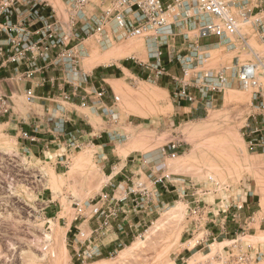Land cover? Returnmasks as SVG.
I'll use <instances>...</instances> for the list:
<instances>
[{
    "label": "rangeland",
    "instance_id": "rangeland-1",
    "mask_svg": "<svg viewBox=\"0 0 264 264\" xmlns=\"http://www.w3.org/2000/svg\"><path fill=\"white\" fill-rule=\"evenodd\" d=\"M55 5L62 16L65 9L61 1L55 0ZM214 42L207 39L202 44ZM249 43L251 49H243L240 44L231 50L225 44L208 47L206 67H231L238 58L250 61L255 54L264 59V40L252 35ZM86 47L89 55L81 63L83 73L102 68L103 65L94 64L106 57H119L111 64L136 61L140 68L148 61L143 39H129L102 49L92 38ZM89 66L94 68L88 70ZM168 68L172 75L181 76L177 63ZM97 76L83 84L79 79L74 84L91 93L89 89L97 85ZM162 80L157 84L150 82L142 68L139 77L125 72L118 80L109 81L114 92L107 93L103 101L114 109V118L104 115L101 106L96 110L81 107L85 91L80 89L76 96L68 95L71 102L76 99V111L86 116L96 132L116 134L118 139L107 141L104 148L90 145L70 154L68 148L58 147L46 156L42 154L40 160L27 159L26 164L12 161L22 171H28L16 174L15 187L11 185L8 193H0V264H176L183 249L204 246L207 248L203 254L192 258L198 260L196 264H264V154L250 151L243 137L254 90L227 89L215 107H200L201 113L195 114L175 102L172 79ZM32 121L29 122L34 130ZM4 138L1 147L18 152L16 139ZM17 139L25 141L23 132ZM92 141L100 144L98 140ZM173 145L177 153L174 158ZM131 150L148 155L151 161L145 167L143 179L136 183L151 186V171L157 176L171 175L170 191L161 197L159 207L141 214L142 225L126 246L111 255L78 261L72 248L74 238L68 234L76 217L75 205L96 201L104 192L109 193L105 159L100 155L122 159ZM23 176L27 177L22 182ZM34 181L35 187H27ZM216 199L223 200L225 207L234 203L229 211L240 216L238 221L226 220V230L231 232L228 239L222 235L224 229L211 223V216L199 230L190 215V201L212 205ZM212 231L220 233L217 241H207ZM202 238L207 244L200 246ZM212 248L217 252L210 257Z\"/></svg>",
    "mask_w": 264,
    "mask_h": 264
},
{
    "label": "built area",
    "instance_id": "built-area-1",
    "mask_svg": "<svg viewBox=\"0 0 264 264\" xmlns=\"http://www.w3.org/2000/svg\"><path fill=\"white\" fill-rule=\"evenodd\" d=\"M60 1L65 9L62 16L56 10L55 0H0L2 63L16 65V71L24 68L26 79L51 75L56 78H51L52 84H58L62 90L69 87L74 96L81 89L87 94L81 96V107L96 110L101 106L104 115L114 118V109L103 101L106 88L93 85L88 93L74 84L79 79L82 84L89 81L81 70L82 61L89 55L86 43L94 38L102 49H108L129 39H143L148 61L142 66L148 80L157 84L165 77L171 78L173 98L179 105L207 110L217 105L227 89H253L252 111L243 137L250 151L264 154V59L255 54L253 60L243 62L238 58L231 67L220 69L205 64L210 57L205 49L210 46L225 44L231 50L240 44L243 49H251L250 36L264 40V0ZM207 39L216 43L203 45ZM174 63L181 68L180 77L170 73L168 66ZM26 95L30 101L35 99L31 90ZM65 100L70 101L68 95ZM13 106L12 98L0 96V119L11 115ZM66 123L50 115L44 119V126L39 121L33 123V135L23 132L24 140L38 143V135H57L62 140L48 142L45 154L52 151L54 144L68 148L67 153L72 154L73 150L82 149V143L72 133L66 134ZM171 150L172 157H176V146ZM139 160L144 166L151 164L149 158ZM26 177H22V182ZM148 179L151 186L132 182L121 198L104 192L96 201L76 203L73 222L96 221L92 232L95 237H105L115 227L122 231L126 220L153 211L162 203L161 197L170 191L168 177L151 171ZM36 182L28 183L27 187H35ZM190 205L196 229L200 230L210 216L215 224L210 205L196 200L190 201ZM231 218L238 221L240 216L233 214ZM207 237V241L217 240L210 233ZM207 241L202 238L198 245ZM87 246L75 251L78 261L100 256L95 247L90 248L89 243Z\"/></svg>",
    "mask_w": 264,
    "mask_h": 264
},
{
    "label": "crops",
    "instance_id": "crops-1",
    "mask_svg": "<svg viewBox=\"0 0 264 264\" xmlns=\"http://www.w3.org/2000/svg\"><path fill=\"white\" fill-rule=\"evenodd\" d=\"M125 64H127V66H125ZM16 68V65L2 63V59L0 58V96L10 97L14 103L13 113L8 117L0 119V131L3 136L2 137L0 134V193H2V191L8 193L7 190L11 188V185L15 187L17 183L15 180V177L17 176L16 174L22 172L26 174L28 171L26 168H23L25 169V172L22 171L21 167L15 165L12 161H19L20 163L22 162L23 164H26L27 159L35 161L37 159L40 160L42 159V154L46 156L45 147L48 142L54 141L55 139L59 141L62 140L58 138L57 135H46L44 133L38 135V143H30L28 141L17 139L20 136V132L25 131L31 135L34 134V130L32 126H30L31 123L29 121L33 120L35 123H38L39 121V123L44 126V119L50 115H55L59 120H65L67 122L66 134L72 133L75 135L78 139V143H82V148L89 147L90 145L104 148L107 145V141L111 142L118 139L116 134L107 133L106 131H103V134L96 132L94 127L86 120V116L76 111L77 108H79L76 99L73 102L65 100L66 95L72 96L70 88L66 87L65 90H62L63 88L58 86V84L51 83V78L56 79L55 77H52L51 75H43L37 76L33 79H26L23 75L24 68H19L20 70L18 71H16ZM92 68L89 66L88 70ZM142 68L138 66L136 61L130 62L129 60H126L122 61L121 64L115 63L106 66L103 65V67L99 69L94 68L90 73H86V77L91 81V76L97 74L98 76L95 77V79L98 81L97 85L94 86L96 88H106L107 93L110 95L111 92H114V88L109 81L118 80L117 77L125 74V72L130 73L132 76L139 77ZM147 74L148 73L146 72V75ZM148 78L149 76L147 75V79ZM28 90L33 91L35 95L33 101H30L26 95ZM27 103L28 105H25ZM198 108L200 107L189 106L187 104L182 106V109L189 110L195 114L201 113V110ZM4 136L16 139L18 152L15 150H6L1 147L2 140H5ZM92 139L98 140V143L100 144H94ZM19 145L21 146L19 147ZM53 146L52 150L55 151L58 149L56 144ZM100 157L105 159V168L109 179L107 185L109 186V193L115 195L117 198H121L125 195L127 190L131 187L132 182L136 183L143 179L142 175L145 174V167L147 168V166L143 165L141 160H139V157L149 158L148 155L133 150L122 159L116 157V155H114L113 159L110 156L109 159L106 154H102ZM165 176H167L170 181L172 180L171 175ZM213 202L214 203L210 206L213 209L215 225H219V227L225 230L222 235H224V238L228 239V237L231 236V232L226 230V220H230L233 215L229 210L230 207L234 206V203H230V205L225 207V204L223 205V200L216 199L213 200ZM245 204L247 203L245 202ZM142 219L143 217L140 215L133 220H126L122 231L115 227L105 237H95L92 235V232L97 225L96 221H90L84 224L82 222H73L68 230V234L72 235L74 238L72 242L73 251L84 250L85 246L89 247L87 246L89 243L90 248L95 247L100 256L111 255L119 248L126 246V244L129 243L131 237L135 236L139 226L142 225ZM146 222L147 219L144 220V223ZM211 235L219 238L220 233H214L212 231ZM80 237L84 238L81 240ZM206 248L207 247L204 246L203 248L196 247V249H183L176 264H187V261L193 257L200 254L202 255V252Z\"/></svg>",
    "mask_w": 264,
    "mask_h": 264
},
{
    "label": "bare ground",
    "instance_id": "bare-ground-1",
    "mask_svg": "<svg viewBox=\"0 0 264 264\" xmlns=\"http://www.w3.org/2000/svg\"><path fill=\"white\" fill-rule=\"evenodd\" d=\"M131 53H133V52H131ZM131 53L129 54V56H131ZM141 55V54H140ZM134 56V55H133ZM119 60V57H117V56H112V57H106V58H102V59H99V60H97L96 62H95V64L94 65H96V66H101V65H110L111 63H113V62H115V61H118ZM86 231V230H85ZM46 238L47 239H49L50 238V235H46ZM81 238V237H80ZM79 238V239H80ZM84 237H82L81 238V240L83 239ZM220 245V244H219ZM215 248V247H214ZM211 253L209 254V256L211 257V256H213L214 254H216V249H211V251H210ZM33 258H35V257H33ZM204 258V257H203ZM198 259V258H197ZM34 260H36V259H34ZM191 261H190V264H196V261H198V260H193V259H190Z\"/></svg>",
    "mask_w": 264,
    "mask_h": 264
},
{
    "label": "trees",
    "instance_id": "trees-1",
    "mask_svg": "<svg viewBox=\"0 0 264 264\" xmlns=\"http://www.w3.org/2000/svg\"><path fill=\"white\" fill-rule=\"evenodd\" d=\"M125 66H127V64H125ZM117 78H119V76H118ZM162 86H163V85H162Z\"/></svg>",
    "mask_w": 264,
    "mask_h": 264
}]
</instances>
